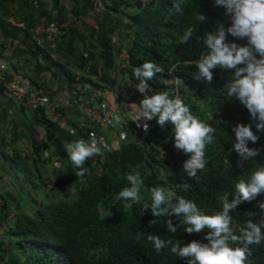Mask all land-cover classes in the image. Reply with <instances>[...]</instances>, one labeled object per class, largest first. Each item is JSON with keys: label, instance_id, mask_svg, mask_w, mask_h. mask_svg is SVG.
<instances>
[{"label": "trees", "instance_id": "obj_1", "mask_svg": "<svg viewBox=\"0 0 264 264\" xmlns=\"http://www.w3.org/2000/svg\"><path fill=\"white\" fill-rule=\"evenodd\" d=\"M71 1L77 16L88 15L94 3V0ZM108 1L111 4L107 12L108 26L101 25L95 18L99 30L91 28L87 39L89 44L102 48L106 69L101 81L123 90L115 91L118 105L126 100L139 104L143 94L134 87L137 81L133 67L146 61L158 65L162 71L150 81L149 94L166 91L172 98L179 97L195 116L214 129V140L206 147V167L195 177L187 176L183 164L191 154L182 149L174 152L171 141L174 126L161 127L153 119L148 132H137L129 123L121 149H105L89 157L83 165L87 171L80 176L69 159L67 140L59 131L48 130L46 140L34 143L33 151L27 149L24 157L17 151L12 155L13 163L21 165L19 170L24 175L25 185L30 186L31 196L27 198L23 190L17 198L8 183L0 188V264H188L189 258L179 257L171 251V246L157 252L147 236L159 235L181 245L193 240L208 243L205 236L209 230L188 234L178 228L176 233L169 232L168 216L155 217L151 209L144 211V205L151 202V189L163 187L175 194L174 201L184 197L194 201L203 213L215 215L222 211L224 198L231 199L235 194V184L248 180L264 165V153L251 161H238V153L232 150L233 126L254 125L247 107L227 95L225 85L231 76L233 78V71L229 73L217 67L213 69L211 82L197 80L194 76L198 72L195 61L206 50L200 36L219 23L230 26L231 17L225 15L226 8L215 5L214 0H147L145 4L135 0ZM176 3L181 5L182 12L175 9ZM49 4L53 5L51 10ZM130 7H135L137 12L128 13ZM198 13L205 14L208 20L200 22L196 18ZM11 16L32 23L41 18L64 17V11L59 0H0V40L22 39L19 29L7 23ZM107 31L112 37L122 39L116 40L114 45ZM187 33H191V38L184 43L183 36ZM72 34L73 38L80 37L72 31L71 38L69 35L65 39L66 48L60 49L64 56L79 48L73 46ZM96 35L98 40L94 39ZM228 40L247 43L246 39L230 34ZM114 47L119 50L120 65L115 64ZM28 53L35 57L34 51ZM97 65L98 62H94L92 72ZM114 72L116 76L112 80ZM116 86L112 87L116 89ZM258 135L263 139L249 142V147L264 149V132ZM52 147L56 153H49ZM63 164H67L65 170L61 169ZM132 171L140 172L144 183L139 201L126 208L124 202L115 197L122 188L131 186L127 173ZM259 200H264V193L256 200L244 201L230 213V226L235 234H239L247 221L264 219ZM173 223L179 224L175 216ZM229 244L243 247L240 241L230 240ZM249 248L246 264H264V241Z\"/></svg>", "mask_w": 264, "mask_h": 264}, {"label": "clouds", "instance_id": "obj_2", "mask_svg": "<svg viewBox=\"0 0 264 264\" xmlns=\"http://www.w3.org/2000/svg\"><path fill=\"white\" fill-rule=\"evenodd\" d=\"M214 3L226 8L225 15H230L231 24L226 26L224 23H219L212 31L200 36L206 50L195 61L198 72L194 73V76L197 80L206 79L211 82L214 77L213 69L219 67L229 73L233 71V78L231 76L228 84L225 85L227 95L237 98L247 107L254 125L253 123H239L233 126L235 140L232 150L238 153V161H251L264 153V149L249 147V142L255 143L263 139L258 133L264 132V0H214ZM174 7L178 12H182L179 3H176ZM196 18L202 23L208 20L203 13H198ZM229 34L240 40L246 39L247 43L239 44L229 41ZM190 38L191 33L185 34L183 42L187 43ZM160 71L162 69L151 61H146L141 66H134L133 76L137 81L134 87L143 94V98L139 104L130 100L124 103H132V111L129 112L133 113L132 121H136L138 127L141 126L142 119L147 121L156 119L161 127L166 124L174 126L173 137L170 140L172 148L175 140V147L179 150L174 151L173 149V151L180 152L182 149L185 153L191 154L190 158L184 162L183 170L187 176L195 177L199 170L206 167V147L214 140L212 135L214 129L195 116L190 107L179 97L172 98L166 91L149 94L152 91L150 81ZM115 91L116 89H114L113 96L117 103ZM120 119V115L115 116L116 121ZM142 127L147 131L149 124L143 123ZM72 131L75 132V129ZM125 135L126 133H121V137ZM7 137L10 141L14 139L13 134L10 138L7 133ZM42 142L44 141L37 143ZM66 150L80 176L87 171L83 167L86 160L101 151L95 138L90 141L71 142ZM14 151L25 156L23 154L25 152L18 151L10 145L6 156L13 159ZM13 164L15 163L12 161L10 164L12 167L9 168H13ZM63 166L65 170L67 164ZM127 180L131 186L122 188L115 197L117 201H123L126 208L139 201L140 188L144 183L138 171L127 173ZM261 193H264V165L259 166L248 180H240L235 184V194L231 199L227 196L224 198L222 211L215 215L203 213L192 200L178 197L174 201L173 192L163 187H153L151 202L144 205V211L151 209L155 217L168 216L167 227L171 233H176L178 228L188 234L201 233L208 229L205 239L209 242L193 240L184 245L173 244L171 240L162 239L155 234H149L147 239L153 243L157 252L171 246L173 253L181 258H189L188 264H246L250 253L249 246L264 241V219L259 222L247 221L246 226L240 228L239 234H235L230 226L232 223L230 213L244 201L256 200ZM257 203L259 209L264 212V200H259ZM174 216L179 224L173 223ZM1 231L0 227V237H2ZM230 240L242 242L243 247L231 246Z\"/></svg>", "mask_w": 264, "mask_h": 264}, {"label": "built area", "instance_id": "obj_3", "mask_svg": "<svg viewBox=\"0 0 264 264\" xmlns=\"http://www.w3.org/2000/svg\"><path fill=\"white\" fill-rule=\"evenodd\" d=\"M146 1L138 0L143 4ZM59 5L64 11V17L41 18L38 22L32 23L13 16L8 18V25L19 29L22 41L12 38L2 39L0 41L2 56L11 58L12 61V59H16L15 55L18 49L32 50L36 57L32 58L29 67L31 69L37 68L38 72L35 71L32 75L30 73L24 75L22 73L0 72V89L10 101L18 105L17 109L19 111L24 108L41 120L47 131H59V135L67 140L65 142L66 146L76 141V139L90 141L95 138L101 151L105 149L118 151L121 149L126 137V135L121 137V133L127 132L129 123L135 131L144 132L143 123H148L150 129L152 120L142 119L140 121L141 126L138 127L137 122L132 121L134 115L129 112L132 109L121 110L115 101L109 99L108 95L113 97L114 92L109 93L108 91L111 92L110 85L101 81L103 68L97 65L95 71L92 72L94 62H98L92 56L95 48H98L97 46H89L88 41H80L77 44L78 40L75 39L74 44H77L79 48L74 53L68 54V56H72V59H67L66 56L59 53L60 49L66 48L63 43L65 39L69 38V35L71 38V32L78 31L83 36L85 31L82 30V26L88 23L84 15L77 16L74 13V5L71 0H59ZM110 7L111 4L108 0H94L91 16L93 18L94 16L101 17L108 12ZM93 23L91 27L98 31V22L93 20ZM107 36L113 41L119 39V36L112 37L110 32H107ZM96 37L97 35L94 39L98 40ZM112 54H115L114 49ZM121 60L119 56V65ZM37 61H40V67L37 66ZM54 62H60L65 66L64 77H61L66 82L64 100L54 95L46 87L42 77L38 75L45 74V80L57 84L56 72L53 69L48 70L52 68ZM113 75H115V72ZM121 104L127 105L124 102ZM77 110L80 112H77ZM137 111H139L138 108ZM0 115L5 119V128L9 137L12 138V131L18 126L16 111L11 107L0 108ZM116 115L121 116L120 121L115 120ZM73 129H75V132L72 131ZM149 129L145 132H148ZM104 130L112 132L113 138L106 136ZM27 139L26 145L28 146L23 152H27V149L31 150L34 145L32 143L35 141L33 135H29ZM52 149L49 153H56L54 152L55 147H52ZM173 149L174 151L179 150L175 147V140L173 141ZM59 157V155L55 156L56 159Z\"/></svg>", "mask_w": 264, "mask_h": 264}, {"label": "crops", "instance_id": "obj_4", "mask_svg": "<svg viewBox=\"0 0 264 264\" xmlns=\"http://www.w3.org/2000/svg\"><path fill=\"white\" fill-rule=\"evenodd\" d=\"M52 7H53L52 4L48 5V8H52ZM85 17H86V20L88 22V23L84 24V25L88 26L86 37H85V35L82 36L80 34V32H78V31H76V32L80 35V37H74L73 38V34H72V39L78 40L77 44H79V42L81 41V39L83 37H85L86 40L88 39V37H90V29L92 28L91 26H93V24H94L93 20H95V18H97L96 16H94V18H93L91 16V12L88 15H85ZM120 39H122V38L119 36V39L117 41H120ZM0 41H2V39ZM117 41L115 40L113 42L114 45ZM0 44H1V42H0ZM77 44H74V41H73V46H75ZM88 44H89V42H88ZM97 47L98 48H95L92 56H93V58H96V61L99 62L98 66L102 67L103 68L102 70H104V69H106L105 68L106 66H105V63L101 57L102 48L99 46H97ZM114 48H115V54H114L113 58L116 62L115 64H117V63H119V55H118L119 50L116 47H114ZM29 51L30 50H28V49H26V50H24V49L19 50L18 49L17 53L15 55L16 59H12V61H11V58H8V57L6 58V57L2 56V49L0 48V72L5 71L9 74L22 73L24 75L27 73L28 74L30 73L32 75V74H34L33 72H35V71L38 72L37 68L31 69V67H29L31 60H33L32 58L34 57V55H30V53H28ZM59 53L62 56H64L61 51H59ZM35 57H36V55H35ZM3 58H5V59H3ZM66 58L72 59V56L69 55V56H66ZM37 63H38L37 66L40 67V65H41L40 61L39 62L37 61ZM33 65H35V63H33ZM17 67H18V69H17ZM52 69L56 72V76H57L56 80L58 81V83L55 87H53V85H52L53 82H49V81L45 80V78H44L45 74L41 73L38 75L40 77H42V80L45 82L46 87L49 88L54 95H56L59 99L64 100V97H65L64 91H65L66 82H65V79H61V77H64L65 66L60 62H54L52 65V68H50L48 70H52ZM111 70H115V69H111ZM112 80H114V79H112ZM108 85H110L109 89L111 90V92L110 91H108V92L109 93L114 92L115 87L113 88L112 86H116V85L115 84H108ZM117 89H119V88L116 87V90ZM111 96L108 95L109 99L114 101L115 97L114 96L111 97ZM131 105H132V103H127V105L119 104L118 107L121 108V110H124V109L127 110V109H132ZM17 106L18 105L13 103L12 101H10L8 99V97L4 94V92L0 89V108H2V109H5V107L6 108L7 107L14 108V110L16 111V115H17L16 117H17V122H18V126L12 132L14 139L12 141H10L7 137V130L5 128V122L6 121L0 115V163H1V161L4 162L5 164L2 168H6V169H7V167L8 168L12 167V166H10V164L12 163V159L9 156H6V151L9 150V145L12 146L13 148L18 149V151H20L22 149L21 152H23V150H25L28 146V145H26V142L28 141L27 137L29 135L34 136L35 141L32 143H37V142L45 141L46 137H47V133H48L47 129H45L41 120L37 119L32 113H30L29 111H27L24 108H21L22 111H19V109H17L18 108ZM62 107H64V106H62ZM103 132L109 138H113V134L109 130H104ZM10 142H11V144H10ZM10 149H11V147H10ZM0 166H1V164H0ZM61 169L64 170L63 165H62ZM2 178L4 180H6V183L11 184V182H7L8 179H7L6 175H4V177H2ZM0 194H1V190H0Z\"/></svg>", "mask_w": 264, "mask_h": 264}, {"label": "rangeland", "instance_id": "obj_5", "mask_svg": "<svg viewBox=\"0 0 264 264\" xmlns=\"http://www.w3.org/2000/svg\"><path fill=\"white\" fill-rule=\"evenodd\" d=\"M131 1V0H130ZM133 1V0H132ZM131 1V2H132ZM136 3L138 2V0H135ZM139 3V2H138ZM126 12V10H124ZM128 13L130 12H137V9H135V7H130L128 8L127 10ZM126 12V13H127ZM109 14L105 13L103 16H98V21L102 24H106L109 22V18H108ZM124 15L122 14V17L123 18ZM112 21V20H111ZM111 23V22H110ZM104 24V26L106 27V25ZM108 26V25H107ZM101 27V26H100ZM87 29H88V26L86 25H83L82 26V30L85 31V37H86V34H87ZM108 32V31H107ZM106 32V34H107ZM89 38V37H88ZM89 46H93V44H89ZM94 47V46H93ZM53 87H55L57 84L53 83L52 84ZM2 156V155H1ZM4 158V157H3ZM1 166H0V188H4L5 185H6V180H4L2 177H4V175H7V178L9 180L12 181L13 184H11L13 186V190L15 191L14 194H16V197L18 198L20 194L23 193V190H24V193H26V197L29 198L31 196V191H30V186L28 185H25V178H24V175L20 172L19 168H20V164L18 162H15V164H13V168H2L4 166V162L1 161ZM2 169V170H1ZM6 169V170H5ZM17 178V179H16ZM15 179L17 181H15ZM34 196L37 197V194L36 192H33ZM6 196V195H5ZM15 196V195H13ZM11 198V197H10ZM11 200H14V198H11ZM4 232V231H3ZM4 235V234H3Z\"/></svg>", "mask_w": 264, "mask_h": 264}]
</instances>
